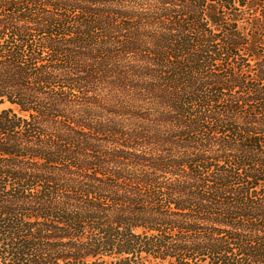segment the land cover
<instances>
[{
  "label": "trees",
  "instance_id": "16d2710c",
  "mask_svg": "<svg viewBox=\"0 0 264 264\" xmlns=\"http://www.w3.org/2000/svg\"><path fill=\"white\" fill-rule=\"evenodd\" d=\"M0 264H264V0H0Z\"/></svg>",
  "mask_w": 264,
  "mask_h": 264
},
{
  "label": "rangeland",
  "instance_id": "374dc122",
  "mask_svg": "<svg viewBox=\"0 0 264 264\" xmlns=\"http://www.w3.org/2000/svg\"><path fill=\"white\" fill-rule=\"evenodd\" d=\"M221 11H222V10H220V12H221ZM248 17L250 18V16H249V15H247V18H248ZM192 114H194V113H192Z\"/></svg>",
  "mask_w": 264,
  "mask_h": 264
}]
</instances>
